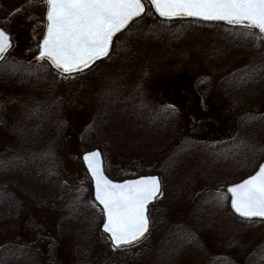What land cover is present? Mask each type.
<instances>
[{"label": "rangeland", "instance_id": "rangeland-1", "mask_svg": "<svg viewBox=\"0 0 264 264\" xmlns=\"http://www.w3.org/2000/svg\"><path fill=\"white\" fill-rule=\"evenodd\" d=\"M18 11L22 12V18L19 22L12 21V16ZM45 11L40 0H35L34 4H30V0H0V25L11 22L12 29H18L15 33L16 42L11 50L18 59H35L38 53L37 35L39 34L41 38L45 29ZM208 27L181 28L180 36L184 43L180 49L184 54H193L192 58L184 61L185 63L180 64L178 68L174 66L171 70L176 72L141 76L138 82L140 90H126L124 84L117 81L123 78L116 77L121 75L125 77L129 73V63V66H117V64L112 66L114 71L117 69L116 73L113 72L115 79L97 75L103 65L96 66L82 75H63L54 69L56 72L45 77V81L56 89L52 91H61L67 99V107L64 108L62 117L68 121L69 135L62 142L60 151L64 179L84 194L93 212L85 223H81L84 224L83 226L78 224L79 229L82 227L86 229L85 235L79 236L85 245L82 247L86 255L85 264H95L96 259L98 260L96 256L95 263H91L90 254L95 250L88 252V246L97 244L96 247L106 248L112 245L109 237L101 230L104 217L93 198L92 181L81 158L84 152L94 148L103 151L106 172L115 180L138 176L143 171L152 173L154 169L155 172H162L160 176L166 191L164 190L158 202L157 219L154 222L151 220V230L144 243L145 246L125 248L116 252L118 256L133 257L130 263L126 262L127 264H146L147 260L149 264H208L215 256L226 253V249L231 247L236 250L237 246L245 243L247 237L251 235L254 247L264 244V221L253 220L256 222L243 223L240 219L234 221V217L228 221L222 215L223 219L216 225L208 217L205 219L196 217L194 208L186 201L198 193L200 188L212 186L219 191L227 185L244 179L251 175L264 159V91L247 102L241 112H237L233 109V105L226 103L223 91L218 88L221 78L219 73L217 74L218 69L206 63L204 58L198 55L207 58L205 53L208 48H216L217 44L220 45L219 47L231 46L233 41L237 42L239 39L222 35L223 32L216 31L213 26ZM177 34L179 35V31ZM218 35H221L225 43ZM249 52L254 55L257 50L252 47ZM121 58L120 61L131 60L130 56ZM249 61H236L232 67L245 66ZM110 62L104 66L106 67ZM132 75L136 76L134 73ZM36 77L32 78L30 84L26 82L28 91H34L35 85L39 86L38 79L44 80L43 76ZM212 82L216 86L211 87ZM44 84L46 85L44 88L47 89L48 84ZM201 84L204 90L200 89ZM39 87L41 89L42 85ZM196 87L203 91L204 99L199 98ZM111 90L121 91L122 102L133 100L137 110L146 108L145 114L135 112L134 107L132 118L129 114L132 123L129 122L132 130L135 131L133 134L127 133L122 128L116 129L114 133L105 131L106 121L103 115L98 117L97 100L100 97L102 101L104 91ZM125 91H128V95ZM115 103L117 107H114L116 105L113 107L118 110L119 105L117 101ZM161 105H165L169 119L176 122L174 130L169 133L173 136L171 139L184 140L179 146L177 144V148L174 149L175 145L164 153L162 149L151 147L149 142H153L154 139L149 133L143 135L139 130H135L143 128L144 133L148 130L151 132L153 126L146 118L148 114L152 117L150 115L152 111L158 110ZM126 107L127 110L130 108V106ZM103 110L105 111L104 108ZM109 111L112 113L111 109ZM244 112L247 113L245 116L248 123L251 120L256 122L253 124L252 135L250 133L241 135L242 132H238L237 121L242 118L244 120ZM111 113L107 115V122L119 121ZM125 125L119 126L126 127ZM180 130L185 135L177 137L176 134ZM165 138L160 139L159 142L167 144ZM172 140L169 142H173ZM2 147L0 141V150ZM159 152L162 153L160 155L162 159L156 161L155 156ZM222 196L226 197V204L230 203L227 190ZM203 208L204 206L200 204L199 210ZM165 209L170 210V215L165 214ZM201 224L206 230L197 233V228L201 227ZM60 226L58 214L44 212L32 205L26 206L23 218L18 222L7 224L0 232V248L15 249L8 254L9 259L7 257L4 259L8 264H80L75 252L77 244L66 234L63 237L58 234ZM146 249L150 251L148 257H144ZM18 250L23 255L18 261L16 259L11 263L13 253ZM57 254L62 257L61 263L56 260Z\"/></svg>", "mask_w": 264, "mask_h": 264}, {"label": "trees", "instance_id": "trees-1", "mask_svg": "<svg viewBox=\"0 0 264 264\" xmlns=\"http://www.w3.org/2000/svg\"><path fill=\"white\" fill-rule=\"evenodd\" d=\"M21 13V11L16 12L12 16V21L19 22L20 18H22ZM12 25L11 22L10 24L9 22L2 24L11 32L14 42H16L15 33H17L18 29H12ZM191 26H204L205 28L213 26L216 31L223 32L222 35L239 39L237 42L233 41L230 44L231 46L219 47L220 45L217 44L215 45L216 48H208L207 53H205L207 58L200 55L198 57L204 58L203 60L206 63L218 69L217 74L219 73L218 75L221 76L218 88L223 91L226 103L233 105V109H236L237 112L241 109L244 110L247 102L252 101V99L260 95L259 93L264 91V40L256 41L251 38L245 39L241 37L239 33L247 31L244 27H228L222 24H208L192 20L165 21L158 18L150 6L144 17L134 22L126 32L116 38L113 52L108 59L100 61L90 69L76 74H87L94 67L103 65L99 68L97 75L115 79L116 76L113 75V72L116 73L117 69L114 71L112 66L115 64L117 66H129L130 64L129 73L125 77H122V75L121 77H116L117 79L123 78L117 81L124 84L123 87L126 90H140L138 82H140L141 76L176 72L171 70L174 66L178 68L180 64L185 63L184 61H189L192 58L193 54H184L180 49L184 43L183 38L180 36V29ZM35 30L37 31V28ZM178 31L179 35L177 34ZM37 36L39 42L40 36L39 34ZM220 36L218 35L219 38H222ZM222 40L224 41L223 38ZM252 47L257 50L254 55L249 52ZM251 55L252 59H250ZM125 56H130L131 60L120 61L121 57ZM8 58L13 63L19 62L22 67L19 71H13L11 68L6 71L0 70V141L3 146L0 150V232L7 224L20 221L25 213V207L28 205L35 206L44 212H54L58 214L61 223L58 234L62 237L66 234L68 238H72L77 244L75 252L79 263L85 264L86 255L84 254V248H82L85 245L79 236L80 234L82 236L85 235L86 229L85 227L84 229L83 227L79 229L78 224L85 223L93 212L84 194L68 183L62 173L61 144L69 135L68 121H65L62 117L63 110L67 107L66 96L61 91H52V89H56L45 81V77L51 75L52 72H56L47 61H38L34 58L31 60L18 59L17 55L12 51L8 54ZM242 60L250 61L245 66L232 67L236 61L241 62ZM109 61L111 62L105 67L104 64ZM0 64H3V62ZM133 73L136 76L132 75ZM36 76H43L44 80L38 79L39 86L42 85V88L40 89L38 85H35L34 91H28V84ZM44 83L48 84L47 86L49 87L47 89L44 88L46 87ZM214 86L216 85L212 82L211 87ZM199 87L204 90L202 84ZM30 89L32 90L33 86ZM127 93L128 91L126 95H128ZM120 95L121 91H104L103 100L101 101L100 97L97 100L98 117L103 115L106 121V123L104 122L105 131L114 133L116 129L122 128L127 133L132 132L133 134L135 131L132 130V120H130L129 114L131 116L132 112H134V102L133 100L126 101L128 103L122 102ZM116 101L119 105L118 110L114 108L117 107ZM113 105L116 106L113 107ZM120 106L124 107L120 108ZM126 106H130V108L132 106V108L127 110ZM110 109L112 113L109 111ZM134 109L139 114L147 112L146 108L144 109L143 107L140 108L141 110H137L135 107ZM110 113L116 116L119 121L116 122L114 120L113 123H108L107 115ZM167 114L168 111L165 105H161L158 110L152 111L150 114L152 117L148 114L146 118L153 126H151V132L148 130V132L144 133L143 128L135 129L139 130L140 134L143 135H148L147 133H149L154 139L153 142H149L152 145L151 147L162 149L163 153L175 145L174 149L177 148V144L179 146L184 141L183 139L180 141L171 139L173 136L169 133L174 130L176 122L174 123L173 120H170ZM246 114L244 112V120L242 118V120L239 119L237 121L238 132L241 131V135L249 133L252 135L253 124L256 122L251 120L248 123ZM119 125H125L126 127ZM179 135L185 134L180 130L176 136L178 137ZM164 138L167 140V144H165L166 142H159L160 139ZM170 140L173 142L170 143ZM160 152L155 156L156 161L162 159V157L160 158V155H162ZM152 171V173L162 174L161 171L155 172V169ZM146 173L148 172H142V174ZM225 189L223 187L218 191L213 189L212 186L204 189L200 188L198 193L194 194L192 198L189 197L186 201L190 204V207L194 208L196 217L204 219L208 217L216 225L217 222L223 219L222 215L228 221L231 217H234V221L238 220L240 218L232 212L230 204H226L225 199H217L218 196L226 193ZM164 190L165 186L163 187V192ZM160 200L161 197L150 210V216L153 215V219H151L153 222L157 219L156 213H158L157 208ZM200 204L204 206L202 210H199ZM165 214L170 215V210L165 209ZM240 220L243 223L256 222L253 220ZM66 224L68 225L67 228ZM83 225L81 224V226ZM61 229L64 231H61ZM203 229L206 230L201 224V227L197 228V233L203 232ZM77 231L79 232L77 233ZM147 238L136 245L125 248L141 247V245L146 243ZM252 240L253 237L251 235V237H247L245 243L239 244L237 249L234 248L236 250L230 247L226 249V253L215 256L208 264H264V244L254 247ZM52 244L53 246L55 245L53 241ZM96 245L88 246L87 249L88 252L95 250V252L90 254L92 257L91 263H95L96 256H98V260L96 259L95 264H127L133 260V257H130L131 255L129 256L130 258L128 256L125 257L126 255H123V257L116 255V252L125 248L118 250L114 249L111 244L106 248L102 246L96 247ZM54 248L58 251L55 246ZM11 251H15V249L13 247L0 248V264H8L4 257L9 259L8 254ZM19 251H17L18 253H13L14 256L11 263L21 258L23 254ZM148 252L150 251H147L144 257H148ZM61 258L58 254L56 255V260L60 263ZM146 264H149L148 260Z\"/></svg>", "mask_w": 264, "mask_h": 264}, {"label": "snow or ice", "instance_id": "snow-or-ice-1", "mask_svg": "<svg viewBox=\"0 0 264 264\" xmlns=\"http://www.w3.org/2000/svg\"><path fill=\"white\" fill-rule=\"evenodd\" d=\"M35 0H30L34 4ZM160 17H196L242 25L245 39L264 40V0H147ZM46 31L37 44L38 60H48L61 73L83 72L109 56L113 38L136 18L147 14L145 0H40ZM258 30V32L253 30ZM11 34L0 27V70L19 71L8 53ZM172 108V106H169ZM174 110V109H173ZM94 179V198L104 217L103 231L114 249L139 243L149 232L148 206L163 195L160 179L143 176L116 183L103 171L100 152L84 156ZM231 208L246 219L264 218V166L255 175L227 189ZM78 199V198H77ZM218 200L226 197L218 196Z\"/></svg>", "mask_w": 264, "mask_h": 264}, {"label": "water", "instance_id": "water-1", "mask_svg": "<svg viewBox=\"0 0 264 264\" xmlns=\"http://www.w3.org/2000/svg\"><path fill=\"white\" fill-rule=\"evenodd\" d=\"M145 4H146V2H145ZM150 6H151V5H150ZM152 9H153V11L155 12L154 8H152ZM146 10H147V4H146ZM155 13H156V12H155ZM156 15H157L160 19H163V20H179V19H185V20H196V21H201V22H205V23L224 24V25H226V26H242V25L228 24L226 21H209V20H203V19H201V18H196V17H175V18H172V19H168V18L160 17L158 13H156ZM143 16H144V15H143ZM143 16H142V17H143ZM139 18H141V17H139ZM139 18H136L134 21H136V20L139 19ZM134 21H133V22H134ZM133 22H131V23L129 24V26H128L126 29L122 30L121 33H123L124 31H126V30L130 27V25H131ZM45 25H46V23H45ZM0 27H2V26H0ZM242 27H243V26H242ZM5 30H6V29H5ZM6 31H7V30H6ZM45 31H46V27H45V30H44L43 35L45 34ZM257 31H258V30H257ZM121 33H118L117 36H119ZM43 35H42V36H43ZM11 36H12V35H11ZM117 36H116V37H117ZM116 37L113 38V45H114V41H115ZM113 45H112V48H111V50H110L109 56H110V54L112 53ZM37 55H38V53L35 55V59H36V56H37ZM109 56H108V57H109ZM108 57H105V58H103V59H101V60H104V59H106V58H108ZM36 60H38V59H36ZM101 60H98L97 62H99V61H101ZM46 61H48V60H46ZM48 62L50 63V65H51L56 71H58L59 73H61L58 69L55 68L54 65L51 64L50 61H48ZM97 62H96V63H97ZM0 63H1V62H0ZM96 63H95V64H96ZM95 64H93L91 67H93ZM91 67H90V68H91ZM90 68H88V69H90ZM88 69H85V70H88ZM85 70H84V71H85ZM62 74H64V73H62ZM73 74H74V73H73ZM65 75H69V74H65ZM196 92L201 96L202 99H204V96L200 93V91H199V89H198L197 87H196ZM93 151H99V152H100L101 166H102V168H103L104 174H105L109 179H111L112 181H114V182H116V183H123V182L128 181V180H136V179H139V178H141V177H143V176H156V177H158V178L160 179V182H161V191H163L162 180H161L160 175L157 174V173H155V174H143V175H139V176H136V177L125 178V179H122V180H115V179L111 178V177L107 174V172H106V168H105V158H104L103 151H102L100 148H94V149H92V150H89V151L84 152V153L82 154V157H81V158H82V162H83V164H84V166H85V168H86V170H87V172H88V175H89V177H90V179H91V181H92L93 197H94V190H95L94 179H93V177L91 176L90 170H89L88 167H87V162L84 160V156H85L86 154L90 153V152H93ZM261 166H264V160L260 163L259 167L257 168V170H256L254 173H252L251 175L245 177L244 179H242V180H240V181H238V182H236V183H233V184L227 185L226 190H227L229 187H231L232 185L237 184V183H241V182H243L244 180L248 179L250 176L255 175V174L258 172V170H259V168H260ZM228 194L230 195V207H231V194H230V193H228ZM159 197H160V196H159ZM159 197H158V198H159ZM94 200H95V198H94ZM157 200H158V199H156L155 201H153L152 203L149 204V206H148V215H149V212H150V207H151L152 205H154V204L157 202ZM97 204H98V202H97ZM98 205H99V204H98ZM99 206H100V205H99ZM100 207H102V206H100ZM231 210H232V212H233L237 217L242 218V217L239 216V214L235 213L234 210H233L232 208H231ZM242 219H245V220H253V219L264 220V218H258V217H257V218H252V219H246V218H242ZM103 222H104V221H103ZM150 229H151V220H150V216H149V232L146 233V234H145V237L142 238L140 241L144 240V239L149 235V233H150ZM101 230H102V232H104V231H103V224H102V226H101ZM104 233H105V232H104ZM105 234H107V233H105ZM107 235L109 236V234H107ZM133 245H134V244H133Z\"/></svg>", "mask_w": 264, "mask_h": 264}, {"label": "flooded vegetation", "instance_id": "flooded-vegetation-1", "mask_svg": "<svg viewBox=\"0 0 264 264\" xmlns=\"http://www.w3.org/2000/svg\"><path fill=\"white\" fill-rule=\"evenodd\" d=\"M199 98L202 99L200 95H199Z\"/></svg>", "mask_w": 264, "mask_h": 264}, {"label": "bare ground", "instance_id": "bare-ground-1", "mask_svg": "<svg viewBox=\"0 0 264 264\" xmlns=\"http://www.w3.org/2000/svg\"><path fill=\"white\" fill-rule=\"evenodd\" d=\"M257 220H260V219H257ZM262 221H264V220H262Z\"/></svg>", "mask_w": 264, "mask_h": 264}]
</instances>
